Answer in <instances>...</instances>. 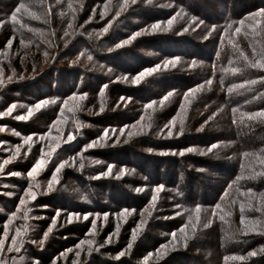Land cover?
<instances>
[{"label":"rangeland","instance_id":"obj_1","mask_svg":"<svg viewBox=\"0 0 264 264\" xmlns=\"http://www.w3.org/2000/svg\"><path fill=\"white\" fill-rule=\"evenodd\" d=\"M94 1L92 9L100 18L92 16L72 32L67 31L69 23L61 21L60 27L52 28L49 16L43 18L27 6L26 17L31 20L11 17L0 23V38L14 28L0 50V112L16 105L9 115L0 117L4 128L0 163L20 146V154L0 170V244L4 245L0 259L6 264H264V242L247 240L264 236V198L224 183L225 169L241 153L232 147L233 133L223 130L228 99H218L221 88L206 74L208 62L201 61L211 52L208 33L212 26L198 18L206 12L196 5L195 13L191 12V0ZM211 1L225 11L235 0ZM248 1L252 0L243 3ZM50 2H44L48 11ZM205 2L197 0L199 7ZM227 11L226 15H232ZM260 11L245 19L242 30L257 28L264 35V15H256ZM156 23L167 30H151ZM134 33L140 34L122 43ZM230 36L236 42L244 40L241 32ZM182 38L192 41L198 53L178 60L157 56L178 50L188 53ZM126 51L139 56L129 60ZM168 61H174V66L165 67ZM157 65L156 71L132 84L140 72ZM195 81L202 87L190 88ZM190 89L196 90L190 93ZM40 101L46 103L37 110L34 106ZM153 101V107L147 108ZM29 108L33 114L27 120L16 119ZM173 119L176 124L169 136L165 125ZM105 130L107 138L100 139ZM69 133L72 140H68ZM28 135L33 142L23 144ZM94 141L93 147H85ZM53 144L60 146L50 159L46 157V166L29 177L42 150L49 151ZM214 144L217 147L209 151ZM188 148L193 151H185ZM249 156L254 157L256 167L246 169L261 173L264 157ZM65 160L68 164L56 172ZM222 160L227 161L223 164ZM108 165L113 166L110 174L101 175L108 172ZM246 174L242 177L251 176ZM53 176L56 182L49 191ZM29 190L35 199L28 198ZM21 199L25 204H20ZM239 215L244 217L243 224ZM17 229L23 233L15 245L20 251H8ZM84 240L94 242L91 251L88 244L80 243Z\"/></svg>","mask_w":264,"mask_h":264},{"label":"trees","instance_id":"obj_2","mask_svg":"<svg viewBox=\"0 0 264 264\" xmlns=\"http://www.w3.org/2000/svg\"><path fill=\"white\" fill-rule=\"evenodd\" d=\"M50 1L49 11L46 10L44 3L45 0H6V2L5 0L0 1L1 5H3L2 10L0 11V22L6 21L13 15H15L16 17H20V19L25 17L28 20H31L29 16L26 17V15L29 13L26 12L24 8L19 12L15 11L20 4H24L31 9L33 8V10H35L37 13H41V16L43 15V18L48 19L47 16H49L52 22V28H54L53 25L55 26L56 24L60 27V21L69 23L66 27L68 32H72L73 30H75V28L79 29L92 16H95V18H100L98 15H95V11H93L92 9L95 5L94 0ZM75 1H78V4H81L80 7H83L80 8ZM235 1H233V4L231 6H228L226 8L227 10L232 11V15L230 14V16L226 15V12H228L227 10L219 11L217 7L219 3L217 4V1H211L209 3L207 0L204 5L200 4L199 7L197 0H191L189 9L193 13H195L193 7L195 5L198 9H203L206 12L205 17L198 18L203 19L202 22L206 23L207 25L209 24V26H212V28L209 29L208 33L211 37L209 39V44H211V52L209 51L208 54H205L206 56L201 61L204 60L208 62L210 67L206 71V74L210 76V78L214 79L215 83H217L221 88V94L219 93L218 99H222L224 101L228 99L227 102L229 105L227 106L229 107V109L227 118L229 122L227 121V125L223 128V130L228 129L229 131H226L233 133L234 141L232 142H235V144H232V147H235L237 151L239 150L238 152L241 153L239 159L236 160V158H234V162H231L233 165L229 166L230 169H225L224 172H226L225 174H227L228 176L227 179L224 180V183L229 184L228 188L235 186L237 189H252L254 192H258L259 194H261L264 198V174H261L264 173V170H262L261 173L257 174L256 172H249L246 169L249 167H256V165L254 167L255 159H252L254 157L251 158L249 155L264 157V118L250 120L247 116H243V113H255L260 109H264V81H260L258 79L259 77L264 76V70H261L259 68H251L248 66L250 63H254L258 59L264 60V35L261 34L262 32L259 33L257 28L251 31H249V29L247 28L244 31L242 30L243 26L241 25V21H243L244 23L245 19L249 20L253 12L258 9H264V0H252L251 2L248 1L247 5L243 3L244 0H238L236 2ZM240 3H242L241 6ZM248 4L254 7H251ZM261 5L262 7H260ZM98 11L99 10L97 9L96 12ZM48 12L49 15H47ZM233 12L236 13V15L233 16ZM63 13L68 14L71 18L62 17L64 16ZM210 13L215 14V16L211 15ZM194 15L197 16L196 14ZM157 19L162 18L160 17ZM13 26H16L15 22L13 23ZM237 27L241 29V35H243L244 37V40L241 42L231 40L233 38L230 36V34L233 33V31H235ZM52 28V32L50 33V35L54 36L55 33H53ZM228 30H232V32L226 35L225 31ZM12 31H14V28L12 29ZM11 32L9 30H6L4 34H1L2 36L0 38V50L3 49L9 42ZM58 38H60V36ZM167 39H169V37ZM58 40L59 45H62V41H60V39ZM180 40H185L186 44H188V53H184L181 52V50H178L177 52L170 51L171 53H158L157 56H175L177 58L188 59L189 57H191L189 56L190 53H198L193 49L192 46L194 45H192V41L184 38ZM76 41H78V39L75 38L74 42ZM105 41L109 42V40L107 39L103 40V42ZM101 45L102 44L98 45V48H100ZM178 46L180 45L178 44ZM91 53H93V51H91ZM124 55L125 58L127 57V59L129 60H133L135 59V57L139 56L133 51H126ZM245 57H247V60H245ZM15 62L19 63L20 57L16 58ZM233 68L238 69V71L232 72L231 69ZM195 78L196 76L194 77V79ZM203 80H200L198 82H202ZM253 80H256L257 82L248 83L249 81ZM198 82L195 81L191 83L192 85L190 88H192V86H198ZM229 88H232L231 92H229ZM234 109L235 111H233L234 114L232 116L231 110ZM241 117H243V121H241ZM233 121H235V123ZM257 137H259L261 140L257 141ZM244 153H247L248 155H245ZM225 161L227 160H222V163L224 164ZM231 170L232 172H230ZM164 173H166L167 176L169 175L167 170ZM245 173H247L246 175L250 174L251 176L242 177V175ZM190 178L191 177H188V179ZM239 214H241V212ZM240 219L241 218L239 215V220ZM248 237L249 238H247V240H253L252 243L261 241L264 242V236L262 237L258 235Z\"/></svg>","mask_w":264,"mask_h":264},{"label":"snow or ice","instance_id":"obj_3","mask_svg":"<svg viewBox=\"0 0 264 264\" xmlns=\"http://www.w3.org/2000/svg\"><path fill=\"white\" fill-rule=\"evenodd\" d=\"M125 2H127V0H125ZM135 2H136V0H132V3H135ZM146 2H150V0H146ZM23 8H25V5H24V4H20L19 7H18L15 11H16V12H19V11H20L21 9H23ZM117 14H119V13H117ZM256 15H264V10H261L259 13H256ZM16 19H17L16 16L13 15V16H12V20L15 21ZM172 22H173L172 19H170L167 23H168L169 25H171ZM0 23H2V22H0ZM201 23H203V22L201 21ZM241 23H243V21H241ZM257 23H259V22H257ZM151 30H153V31H155V30L165 31V30H167V29L161 28V27H160V23H156V24H153V25L151 26ZM104 31H107V28H105ZM235 31H236L237 33H239V32L241 31V29H240L239 27H237V28L235 29ZM139 34H140V33H134L132 37H130L128 40L123 41L122 43H128L131 39H134L135 36H138ZM66 35H67V33H66ZM118 46H119V45H118ZM45 54L47 55V53H45ZM242 55H243V54H242ZM89 59H91V57H89ZM176 59L178 60V58H176ZM245 60H247V57H245ZM168 64H173V66H174V61H168V62H166L165 67H167ZM248 66L251 67V68H259V69H261V70H264V60H259V59H258V60H256L254 63H250ZM157 68H159V65H157V66L154 67V68H148V69L143 70L142 72H140V73L137 75L136 78H134V79L131 81L132 84H137V83H139V81H140L145 75L151 74L152 72L156 71ZM231 71H232V72H237L238 69L233 68V69H231ZM258 79H259L260 81H264V76H261V77H259ZM256 82H257L256 80H253V81H249L248 83H256ZM207 83H208V84H211L212 81H211V80H208ZM198 87H202V86H198ZM195 90H196V89H190L189 92H190V93H193V92H195ZM231 91H232V88H229V92H231ZM84 95H86V94H84ZM169 95H171V93H169ZM121 99H123V98H121ZM163 99H167V96L164 97ZM185 99H186V100L188 99V94L185 95ZM162 102H163V100L161 101V103H162ZM45 103H46V101H40V102H38V103L34 106V108L38 110V109H40ZM153 104H155V101L149 103L146 107H147V108H152V107H153ZM15 107H16V105H11V106H9V108H8L6 111H4V112H0V117H3V116H5V115H9V114L13 111V109H14ZM101 110H102V109H101ZM233 111H235V109H234ZM32 114H33V109H32V108H29V109H28V112H27L26 115H18V116H16V119H17V120H27ZM246 115H247L248 119H250V120H254V119H257V118H264V109H260L258 112H255V113H248V114H246ZM210 119H211V117H210ZM241 121H243V117H241ZM58 122H59V121L54 122V123H58ZM233 122L235 123V121H233ZM205 123H207V121H206ZM175 124H176V121H175V119H173L172 121L169 122V125H165V127L168 128V135H169V136H171V135L173 134V133H172V128L175 127ZM182 130H183V129H181V132H182ZM3 131H4V128H3V127H0V132H3ZM113 131H114V130H113ZM121 132L123 133V129H121ZM179 134H180V133L178 132L177 135H179ZM16 135L19 136L20 134H19V133H16ZM48 135H50V133H49ZM107 135H108V132H107V130H105L104 136L101 137L100 139H105V138H107ZM131 135H133V133L129 132V136H131ZM39 139H44V136H40ZM72 139H73V136H72L71 133H69V134H68V140H72ZM32 142H33V137H32V135H28L27 137H25V138L23 139V144H29V145H30ZM95 143H96V142L94 141L93 143H90V144L86 145L85 147H86V148L93 147V146L95 145ZM59 146H60L59 144H53V145H49V151L44 152V151L42 150V154H41L40 158L37 159L36 163L32 166V168H31L30 171L28 172V176H29V177H35V176H36V175H37V174H38V173H39V172H40V171L46 166V164H47V159H46V157H47L48 159H50L51 156H52V154H53V152H55L56 148H58ZM215 147H217V145H215V144H214V145H211V146L209 147L208 150L211 151L212 148H215ZM148 151H152V149H148ZM185 151H189V152H190V151H193V149H192V148H188V149H186ZM19 154H20V146H17L16 149H15V152L13 153V155L10 156V157H8L7 159L3 160L2 163H0V170H2V169L4 168L5 165L9 164L12 160H14ZM182 154H183V153H181V155H182ZM245 155H248V154L246 153ZM71 159H73V161L75 160V158H71ZM260 163H261V164H264V160H261ZM67 164H68V161H66V160H65V161H61V163H60V164L57 166V168H56V172H59V171H60L65 165H67ZM81 166H82V165H81ZM112 167H113L112 165H108V172H107V173H101V175L110 174V172H111V170H112ZM261 174H264V173H261ZM17 175H18V173H17ZM54 182H56V177H55V176H53L52 182H50V183L48 184L47 190L50 191V190L52 189V187H53V183H54ZM162 187H163L162 185H161V186H157L156 191L161 190ZM251 191H252V189H248V192H249V193H251ZM28 198H29L30 200L35 199V193L32 192L31 190H29V191H28ZM152 200H153V201L156 200V196H155V195H153ZM20 204H21V205L25 204V200L21 199ZM153 207H154V204H153ZM216 208H220V205H216ZM257 210L259 211V209H257ZM197 211H199V206H197ZM123 212H124V213H128L129 210H128V209H124ZM241 212L243 213V204H241ZM58 214H59V213H58ZM214 214H215V213H214ZM228 214H230V213H228ZM13 215H15V214H13ZM104 215L107 216V213H105ZM71 216H75V217L79 218V214H78V213H72ZM87 218H88V215L86 214V215L84 216V219H87ZM197 219H198V217H197ZM221 219H223V217H221ZM69 222H70V221H69ZM142 223H143V221H142ZM241 223H242V224L244 223V217H243V215H242V217H241ZM93 225H95V221H93ZM192 227H193V229H195L196 225L193 224ZM205 227H207V225H205ZM138 229H139V225H138L137 230H134L133 233H132V240H135V239H136V236H137V234H138ZM49 231H51V228H49V230L46 231V232L44 233V238H47V236H48V232H49ZM22 235H23V233L20 231V229H17V230H16V234L13 235V236L11 237V241H12V243H11V245L8 247V249H7L8 251H12L13 249H14L15 251H17V252L20 251V247H17V246H15V245H16L17 238L20 237V236H22ZM5 238H6V237H5ZM173 238H175V234H173ZM106 242H109V241H106ZM80 243H81V244H88V245H89V251H91V245H92L94 242H93L92 240H84V241H81ZM186 243H187V241L185 240V244H186ZM40 245L43 246V240L40 241ZM77 247H80V245H77ZM128 247L131 248V244H129ZM3 248H4V245L0 244V250H3ZM261 250L264 251V249H261ZM77 255H79V253H77ZM119 255H124V253L121 252ZM249 255H253V256H254V255H256V253H255V252H251V253H249ZM240 259H244V257H240ZM0 264H6V262H5L3 259H0Z\"/></svg>","mask_w":264,"mask_h":264}]
</instances>
